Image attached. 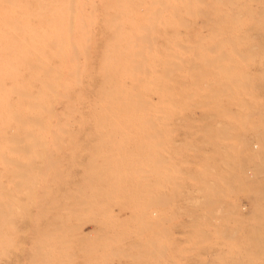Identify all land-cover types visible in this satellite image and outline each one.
Here are the masks:
<instances>
[{"label":"rangeland","instance_id":"obj_1","mask_svg":"<svg viewBox=\"0 0 264 264\" xmlns=\"http://www.w3.org/2000/svg\"><path fill=\"white\" fill-rule=\"evenodd\" d=\"M139 1L0 0V216H2L0 217V247L3 245V252L0 248V264H22L23 262V264H61V262L62 264L68 262V264H104L105 262L107 264H264V0H185V2L182 0L183 3L181 0H178L179 3L177 0ZM152 3L154 6L159 4L154 7ZM160 4L161 6H159ZM170 4L172 8L168 7ZM241 4L244 7L241 8ZM194 6L196 11L193 10ZM224 7L226 9L228 7V10ZM219 8L221 12L218 10ZM257 9L258 11H256ZM119 11L123 13H118ZM193 11L197 15L194 16ZM166 19L167 21H165ZM218 24H225L224 28ZM212 26L222 29L219 30L217 27L216 30ZM153 31L155 32L153 33ZM207 31L210 34L215 33L214 36L209 35ZM222 31L225 33L221 34ZM133 34L137 36L133 37ZM178 34L179 36H177ZM235 40L237 41L235 42ZM212 41L216 43L211 44ZM224 45L226 47L223 48ZM182 48L186 50L183 52ZM231 49H235V51L233 50L234 54ZM175 52H179L178 56ZM210 52H216V54L212 55ZM181 53L185 55L183 56ZM205 53L208 55L206 56ZM227 59H230V62ZM170 60H175V62ZM240 60L241 63H237ZM205 64L210 67L207 68ZM234 68V72L230 70ZM169 71H172L171 74ZM137 72L140 73L139 77H136ZM142 72L149 74V78L153 79L151 75L154 76L155 81L154 79L153 82L152 79L149 80V75L147 76L146 73L144 74L146 77L143 78ZM229 74L232 76L229 77ZM135 77L145 80L136 81ZM132 79H135V82ZM222 81L223 83H221ZM141 82L143 85L140 84ZM152 83L157 86V89ZM123 85L126 88L129 86L130 89L133 88L132 94H136L133 92L142 86L144 89L140 90L144 91L145 95V90L147 92L145 88L150 86L151 89H149L155 93L148 92L147 96H152L150 99L157 102H152L154 105L151 106V102L149 105L141 106L143 102L136 101L141 96L138 98H134V96V102L130 99L133 95L128 96L131 92L129 91V94L125 95V97L128 96L126 99H130L126 101L129 103L128 108L125 106L123 108L121 105L119 108L116 105L121 103L123 105L125 97L122 94L124 98L122 101L119 94L121 90H117V87L123 88ZM218 85H221L222 91ZM161 86H164L165 89H162ZM105 87L106 91L110 87L108 88L110 90L107 91L110 96H106L108 93L104 92ZM115 87L119 93L114 91ZM153 87L156 90L152 89ZM101 88L102 90H100ZM111 88L115 93L111 92ZM160 88L163 90L161 94ZM205 88L206 90H204ZM140 90L139 92H141ZM240 90H243V94ZM102 91L105 94L104 97L103 93L100 94ZM219 92L220 94H218ZM98 93L102 95V100ZM115 94H119L122 102L118 101L121 103L115 104L113 107V103L119 99ZM138 94L136 95L139 96ZM185 94L188 95L184 96ZM141 95L145 97L143 94ZM98 96L100 98L97 100ZM111 97L114 99L113 101ZM103 99L104 101L106 99L105 102L108 103L113 102L109 104L117 111H113L111 106H108L110 110L106 108L108 103L99 104L100 101L103 102ZM148 100L149 103L150 100ZM130 102L135 105L136 112H133L134 114L131 112L135 110L131 107ZM147 102L145 103L148 104ZM153 106L158 110L161 108L163 110L158 112L152 108ZM102 107L113 113L122 111V109L128 112L125 111L126 114L124 111L120 112L122 116L118 113L116 117L112 115L113 113H107L111 114L113 119L112 116L104 115L106 113L104 109V114H101L103 113ZM141 107L142 110H147L148 107V112L144 111L145 117L143 113V117L138 115ZM244 107L247 108L244 109ZM164 109L168 111L166 112ZM150 113L151 115L155 113L157 116L155 114L149 116ZM136 115L138 116L136 117ZM164 115L166 118L162 117ZM103 116H106L105 118L108 116L107 120ZM119 117H122L124 121ZM134 117L141 119L135 121ZM116 118H119L118 121ZM150 118L152 119L150 120ZM111 119L113 122L110 121ZM120 121L122 122L120 123ZM144 121L148 124L145 123L143 126L140 122L144 124ZM136 124L138 128H136ZM109 125H114V127ZM123 126L126 128V132ZM121 128L124 130H120ZM112 131L115 133L113 134ZM127 131L133 133L129 132L128 135ZM100 133H102L101 136ZM146 133L147 136H145ZM126 135L128 136L125 137ZM115 138L119 139L115 141ZM151 138L153 141L150 140ZM113 142L115 143L113 144ZM115 144L119 145L115 146ZM122 146L125 148L121 149ZM118 149L123 150L122 153ZM130 149L131 151L128 152ZM135 151L139 153L135 154ZM108 157L110 159L106 160ZM143 159L147 162H143L144 165L142 164ZM128 160L129 162H127ZM106 162L107 164H105ZM136 162L138 163L136 164ZM155 162L157 163L155 164ZM114 164L115 167H112ZM134 166L135 168H133ZM37 167L38 169H36ZM118 167L119 173L117 170V174H115ZM86 172L88 173L86 174ZM112 172L114 173L112 174ZM25 173L29 175H25ZM132 173L136 176H133ZM16 176H19L18 179ZM144 177L146 180L143 179ZM141 178L143 180H140ZM121 180L123 184H121ZM146 183H148L147 187L144 186ZM120 186L125 187L123 189ZM83 188L84 190H82ZM109 189L110 194L108 193ZM16 191H21L22 194L21 192L17 194ZM62 191L67 192L63 193ZM68 192L70 194L67 195ZM81 195H85L87 198ZM107 195L110 196L109 199H107ZM93 197L94 199H92ZM103 198H105V202L104 200L101 202ZM16 200L18 203L20 201V204H17ZM123 200L126 202H122ZM21 202H24V205ZM132 205L135 206L132 207ZM79 208L80 210H78ZM74 210L81 213L74 212ZM95 215L96 217H94ZM10 216L11 218H9ZM63 229L65 230L63 231ZM17 230L20 231L17 232ZM139 230L142 232L140 231V233ZM136 232H139L140 236L137 234L136 237ZM39 233L44 237L41 238ZM3 234L5 237L7 235L8 239L3 237ZM71 235L72 237H70ZM38 237L41 239L39 240ZM63 241L65 242L63 243ZM54 244L57 245L56 248ZM105 248L107 249L105 250ZM97 250L100 252L96 254ZM122 250L125 251L122 252ZM58 253L61 255L59 259ZM25 257L26 260H24ZM51 259L54 262L53 260L51 262ZM42 260L47 262L43 263Z\"/></svg>","mask_w":264,"mask_h":264},{"label":"bare ground","instance_id":"obj_2","mask_svg":"<svg viewBox=\"0 0 264 264\" xmlns=\"http://www.w3.org/2000/svg\"><path fill=\"white\" fill-rule=\"evenodd\" d=\"M140 1H141V0H140ZM140 1H139V2H140ZM165 1H166V0H165ZM175 1H176V0H175ZM181 1H182V0H181ZM207 1H208V0H207ZM211 1H213V0H211ZM129 2H131V1H129ZM151 2H154V1H151ZM169 2H170V1H168V3H169ZM173 2H174V1H173ZM177 2H178V0H177ZM177 2H176V3H177ZM184 2H185V0H184ZM205 2H206V1H205ZM256 2H257V1H256ZM170 3H171V2H170ZM174 3H175V2H174ZM178 3H179V2H178ZM182 3H183V1H182ZM208 3H209V2H208ZM217 3H219V2H217ZM249 3H250V2H249ZM131 4H132V3H131ZM152 4H153V3H152ZM155 4H156V3H155ZM158 4H159V3H157V5H158ZM194 4L197 5L196 3H194ZM212 4H213V3H212ZM214 4H215V3H214ZM132 5H133V4H132ZM157 5L154 6V4H153L154 7H157ZM165 5H166V4H165ZM174 5H175V4H174ZM185 5L188 7L187 4H185ZM191 5H192V4H191ZM198 5H199V4H198ZM221 5H222V4H221ZM233 5H234V4H233ZM235 5H236V4H235ZM241 5H242L241 8L244 7L243 4H241ZM246 5H247V4H246ZM250 5H251V4H250ZM261 5H262V3H261ZM127 6H128V4H127ZM159 6H161V4H160ZM199 6H200V5H199ZM217 6H218V5H217ZM252 6H253V5H252ZM256 6H257V4H256ZM263 6H264V4H263ZM118 7H119V5H118ZM129 7H130V5H129ZM168 7H171V4H170V6L168 5ZM222 7H223V6H222ZM225 7H226V6H225ZM225 7H224V8H225ZM254 7H255V5H254ZM112 8H113V7H112ZM159 8H160V7H159ZM171 8H172V7H171ZM190 8H192V7L190 6ZM198 8H199V7H198ZM213 8H214V5H213ZM216 8H217V7H216ZM229 8H230V7H229ZM233 8H234V7H233ZM238 8H240V7H238ZM245 8H246V6H245ZM255 8H256V7H255ZM119 9H120V8H119ZM121 9H123V8H121ZM222 9H223V8H222ZM225 9H226V8H225ZM225 9H224V10H225ZM230 9H231V8H230ZM116 10H117V9H116ZM127 10H128V9H127ZM157 10H159V9H157ZM163 10H164V9H163ZM166 10H167V9H166ZM173 10H174V9H173ZM175 10H176V9H175ZM175 10H174V11H175ZM191 10H192V9H191ZM193 10H195V6H194V9H193ZM201 10H202V9H201ZM204 10H205V9H204ZM218 10L220 11L221 9L219 8ZM226 10H228V7H227ZM235 10H236V9H235ZM238 10H240V9H238ZM245 10H246V9H245ZM117 11H118V10H117ZM128 11H129V10H128ZM161 11H162V10H161ZM161 11H160V12H161ZM177 11H178V10H177ZM195 11H196V10H195ZM205 11H206V10H205ZM219 11H218V12H219ZM231 11H232V10H231ZM254 11H255V10H254ZM256 11H258V9H257ZM115 12H116V11H115ZM120 12H122V11H119L118 13H120ZM158 12H159V11H158ZM178 12H179V11H178ZM185 12H186V11H185ZM190 12H191V11H190ZM193 12H194V11H193ZM220 12H221V11H220ZM118 13H117V14H118ZM122 13H123V12H122ZM122 13H121V14H122ZM129 13H130V12H129ZM132 13H133V12H132ZM161 13H162V12H161ZM167 13H168V12H167ZM170 13H171V12H170ZM181 13H182V12H181ZM181 13H180V14H181ZM186 13H187V12H186ZM223 13H224V12H223ZM225 13H226V12H225ZM234 13H235V12H234ZM236 13H237V12H236ZM241 13H242V12H241ZM241 13H240V14H241ZM130 14H131V13H130ZM165 14H166V12L164 13V15H165ZM172 14H173V12H172ZM174 14H175V13H174ZM177 14H178V13H177ZM193 14H194V16H195L196 13L194 12ZM231 14H233V13H231ZM240 14H239V15H240ZM250 14H251V13H250ZM114 15H115V14H114ZM162 15H163V14H162ZM162 15H161V16H162ZM181 15H182V14H181ZM187 15H189V14H187ZM196 15H197V14H196ZM199 15H200V14H199ZM215 15H216V14H215ZM217 15H218V14H217ZM233 15H235V14H233ZM241 15H242V14H241ZM256 15H257V14H256ZM256 15H255V16H256ZM258 15H259V13H258ZM161 16H160V18H161ZM178 16H180V15H178ZM201 16H203V15H201ZM223 16H224V15H223ZM223 16H222V17H223ZM228 16H229V15H228ZM244 16H245V15H244ZM255 16H254V17H255ZM172 17H175V16L172 15ZM172 17H171V18H172ZM176 17H177V15H176ZM192 17H193V16H192ZM199 17H200V16H199ZM204 17H205V16H204ZM230 17H231V15H230ZM233 17H234V16H233ZM241 17H242V16H241ZM257 17H258V16H257ZM213 18H214V17H213ZM217 18H218V16H217ZM249 18H251V17H249ZM144 19H145V18H144ZM144 19H143V20H144ZM149 19H150V18H149ZM151 19H155V18H151ZM163 19H164V18H163ZM169 19H170V18H169ZM182 19H183V18H182ZM185 19H186V17H185ZM189 19H190V18H189ZM189 19H187V20H189ZM198 19H199V18H198ZM224 19H226L225 16H224ZM229 19H231V18H229ZM253 19H254V18H253ZM258 19H259V18H258ZM263 19H264V17H263ZM113 20H114V17H113ZM158 20H159V19H158ZM175 20H176V19H175ZM250 20H252V18H251ZM250 20H249V21H250ZM156 21H157V20H156ZM160 21H161V20H160ZM163 21H164V20H163ZM163 21H162V23H164L165 21H167V19H166L164 22H163ZM171 21H172V19H171ZM176 21H177V20H176ZM197 21H198V20H197ZM197 21H196V22H197ZM214 21H215V20H214ZM234 21H235V20H234ZM243 21H244V20H243ZM262 21H263V20H262ZM115 22H116V21H115ZM145 22H146V21H145ZM152 22H153V21H152ZM177 22H178V21H177ZM203 22H204L203 24H205V21H203ZM211 22H212V21H211ZM244 22H245V21H244ZM244 22H243V23H244ZM256 22H257V20H256ZM111 23H112V22H111ZM148 23H149V21H148ZM148 23H147V24H148ZM158 23H160V22L158 21ZM172 23H173V22H172ZM172 23H171V26H173ZM178 23H179V22H178ZM187 23L191 24L190 22H187ZM212 23H214V22H212ZM212 23H210V24H212ZM227 23H228V22H227ZM229 23H230V22H229ZM239 23H240V22H239ZM249 23H250V22H249ZM118 24H119V23H118ZM133 24H134V23H133ZM147 24H146V25H147ZM160 24H161V23H160ZM160 24H159V25H160ZM173 24H175V23H173ZM180 24H181V23H180ZM198 24H199V23H198ZM208 24H209V23H208ZM208 24H207V25H208ZM231 24H232V21H231ZM244 24H245V23H244ZM256 24H257V23H256ZM112 25H113V24H112ZM114 25H115V24H114ZM143 25H145V24H143ZM163 25H164V24H163ZM191 25H192V24H191ZM212 25H213V24H212ZM214 25H215V24H214ZM216 25H217V24H216ZM218 25H220V24H218ZM221 25H222V24H221ZM221 25H220V26H221ZM223 25H225V24H223ZM223 25H222V27L224 28ZM150 26H151V24H150ZM150 26H149V27H150ZM167 26H168V25H167ZM171 26H170V27H171ZM178 26H179V25H178ZM183 26H184V25H183ZM195 26H196V25H195ZM195 26H194V27H195ZM233 26H234V25H233ZM111 27H112V26H111ZM114 27H115V26H114ZM164 27H166V26H164ZM181 27H182V26H181ZM202 27H203V26H202ZM207 27H208V26H207ZM212 27H214V29H216L218 26H212ZM236 27H237V26H236ZM152 28H153V27H152ZM157 28H158V27H157ZM166 28H167V27H166ZM176 28H178V27H176ZM187 28H188V26H187ZM199 28H201V27L199 26ZM220 28H221V27H220ZM220 28L218 27L219 30H220ZM226 28H227V25H226ZM228 28H230V27H228ZM240 28H242V27H240ZM252 28H253V29H256L255 27H252ZM142 29H143V28H142ZM174 29H175V28H174ZM174 29H173V30H174ZM185 29H186V28H185ZM202 29H203V28H202ZM214 29H213V30H214ZM221 29H222V28H221ZM231 29H232V28H231ZM235 29H236V28H235ZM250 29H251V28H250ZM152 30H153V29H152ZM154 30H155V29H154ZM196 30H197V29H196ZM196 30H195V31H196ZM199 30H200V29H199ZM199 30H198V31H199ZM216 30H217V29H216ZM238 30H239V29H238ZM135 31H138V30H135ZM140 31H141V29H140ZM156 31H157V30H156ZM179 31H180V30H179ZM208 31H211V30H208ZM208 31H207V33H208ZM224 31H225V30H224ZM227 31H228V30H227ZM235 31H236V30H235ZM239 31H240V30H239ZM133 32H134V31H133ZM150 32H151V31H150ZM154 32H155V31H153V33H154ZM183 32H184V31H183ZM220 32H221V31H220ZM240 32H241V31H240ZM240 32H239V33H240ZM252 32H253V31H252ZM141 33H142V32H141ZM218 33H219V32H218ZM224 33H225V32H224ZM224 33H223V31H222L221 34H224ZM230 33H231V32H230ZM236 33H237V31H236ZM157 34H158V32H157ZM203 34H204V33H203ZM205 34H206V33H205ZM208 34L211 35L212 33H211V34L208 33ZM213 34H215V33H213ZM213 34H212V35H213ZM216 34H217V33H216ZM234 34H235V33H234ZM133 35H134V34H133ZM140 35H142V34H140ZM140 35H139V36H140ZM153 35H154V34H153ZM155 35H156V34H155ZM173 35H175V34H173ZM198 35H199V34H198ZM236 35H237V34H236ZM238 35H239V34H238ZM136 36H137V35H136ZM136 36L134 35L133 37H136ZM157 36H158V35H157ZM160 36H161V35H160ZM162 36H163V35H162ZM177 36H179V34H178ZM180 36H182V35H180ZM187 36H188V35H187ZM213 36H214V35H213ZM218 36H219V35H218ZM220 36H223V35H220ZM228 36H229V35H227V37H228ZM234 36H235V35H234ZM242 36H243V35H242ZM242 36H241V37H242ZM147 37H148V36H147ZM172 37H173V36H172ZM194 37H195V36H194ZM199 37H200V36H199ZM208 37H209V36H208ZM241 37H240V38H241ZM143 38H144V37H143ZM209 38H210V37H209ZM209 38H208V39H209ZM217 38H219V37H217ZM217 38H216V39H217ZM229 38H230V36H229ZM152 39H153V38H152ZM176 39H177V38H176ZM194 39H195V38H194ZM205 39H206V38H205ZM210 39L212 40V38H210ZM210 39H209V40H210ZM241 39H242V38H241ZM213 40H215V39H213ZM221 40H222V39H221ZM221 40H220V41H221ZM248 40H249V39H248ZM176 41H178V40H176ZM181 41H182V40H181ZM194 41H195V40H194ZM236 41H237V40H235V42H236ZM252 41H253V39H252ZM262 41H263V40H262ZM173 42H175V41H173ZM178 42H180V41H178ZM214 42H215V41H214ZM214 42L212 41L211 44L214 43ZM218 42H219V41H218ZM222 42H223V41H222ZM263 42H264V41H263ZM176 43H177V42H176ZM176 43H175V44H176ZM183 43H184V42H183ZM188 43H189V42H188ZM196 43H197V41H196ZM215 43H216V42H215ZM175 44H174V46H175ZM180 44H182V43H180ZM191 44H192V43H191ZM200 44H201V42H200ZM235 44H237V43H235ZM243 44H245V43H243ZM176 45H177V44H176ZM201 45H203V44H201ZM232 45H233V44H232ZM237 45L239 46V44H237ZM148 46H149V45H148ZM181 46H182V45H181ZM198 46L200 47V45H198ZM208 46H209V44H208ZM240 46H241V45H240ZM245 46H246V45H245ZM144 47H147V46L144 45ZM178 47H179V46H178ZM199 47H198V48H199ZM222 47L224 48V47H226V46L224 45V46H222ZM148 48H149V47H148ZM198 48H197V49H198ZM200 48H201V47H200ZM200 48H199V49H200ZM231 48H232V47H231ZM236 48H237V47H236ZM142 49H143V48H142ZM170 49H171V48H170ZM176 49H177V48H176ZM179 49H181V48H179ZM199 49H198V50H199ZM213 49H214V48H213ZM219 49H220V48H219ZM225 49H226V48H225ZM148 50H149V49H148ZM171 50H173V49H171ZM174 50H175V49H174ZM183 50H186V49L182 48V51H183ZM228 50H229V49H228ZM228 50H227V51H228ZM233 50L235 51V49H233ZM233 50L231 49V51H233ZM261 50H262V49H261ZM179 51L182 52L181 50H179ZM214 51H215V50H214ZM217 51H218V49H217ZM220 51H221V50H220ZM234 51L232 52L233 54H234ZM183 52H184V51H183ZM196 52H197V51H196ZM205 52H206V51H205ZM212 52H213V51H212ZM223 52H224V51H223ZM245 52H246V51H245ZM173 53H174V52H173ZM175 53H176V52H175ZM191 53H192V51H191ZM191 53H190V54H191ZM201 53H202V52H201ZM207 53H208V52H207ZM210 53H211V52H210ZM214 53L216 54V52H214ZM214 53H211V54L213 55ZM226 53L228 54V52H226ZM242 53H244V52H242ZM242 53H241V54H242ZM176 54H177V56H178L179 52L176 53ZM181 54H182V53H181ZM181 54H180V56H181ZM192 54H193V53H192ZM202 54H203V53H202ZM205 54H206V53H205ZM205 54H204V55H205ZM217 54H218V53H217ZM249 54H250V53H249ZM172 55H173V54H172ZM174 55H175V54H174ZM182 55H183V54H182ZM184 55H185V54H184ZM184 55H183V56H184ZM193 55H194V54H193ZM207 55H208V54H206V56H207ZM229 55H230V54H229ZM243 55H244V54H243ZM170 56H171V55H170ZM189 56H190V55H189ZM194 56H195V55H194ZM214 56H215V55H214ZM224 56H225V55H224ZM171 57H172V56H171ZM185 57H186V56H185ZM197 57H198V56H197ZM209 57H210V56H209ZM232 57H233V56H232ZM234 57H235V56H234ZM238 57H239V56H238ZM240 57H241V56H240ZM244 57H245V56H244ZM260 57H261V56H260ZM174 58H176V57H174ZM180 58H182V57H180ZM180 58H178V59H180ZM190 58H191V57H190ZM210 58H211V57H210ZM235 58H236V57H235ZM176 59H177V58H176ZM197 59H199V58H197ZM186 60H187V59H186ZM202 60H203V59H202ZM227 60H228V62H230V61H229L230 59H227ZM235 60H236V59H235ZM143 61H144V60H143ZM143 61H142V62H143ZM170 61H174V62H175V60H170ZM236 61H237V60H236ZM236 61H235V62H236ZM248 61H249V60H248ZM260 61H261V60H260ZM174 62H173V63H174ZM185 62H186V61H185ZM216 62H217V61H216ZM233 62H234V61H233ZM239 62L241 63V60L238 61L237 63H239ZM242 62H243V61H242ZM169 63H171V62H169ZM173 63H172V64H173ZM179 63H180V62H179ZM186 63H187V62H186ZM197 63H198V62H197ZM177 64H178V63H177ZM207 64H208V63H207ZM215 64H216V63H215ZM219 64H220V63H219ZM228 64H229V63H228ZM253 64H254V63H253ZM168 65H169V64H168ZM170 65H171V64H170ZM180 65H182V64H180ZM183 65H184V64H183ZM198 65H199V64H198ZM199 66H200V65H199ZM205 66H206V64H205ZM212 66H213V65H212ZM219 66H220V65H219ZM226 66H227V65H226ZM228 66H229V65H228ZM231 66H233V65L231 64ZM234 66H236V65H234ZM242 66H243V65H242ZM245 66H246V64H245ZM250 66H251V65H250ZM171 67H172V66H171ZM180 67H181V66H180ZM183 67H184V66H183ZM206 67H207V66H206ZM208 67H210V66H208ZM208 67H207V68H208ZM214 67H215V66H214ZM216 67H217V66H216ZM224 67H225V65H224ZM239 67H240V66H239ZM212 68H213V67H212ZM229 68H230V67H229ZM232 68H233V67H232ZM248 68H249V67H248ZM174 69H175V68H174ZM180 69H181V68H180ZM180 69H179V70H180ZM182 69H183V68H182ZM186 69H187V68H186ZM186 69H185V70H186ZM214 69H215V68H214ZM227 69H228V68H227ZM236 69H237V68H236ZM245 69H246V68H245ZM261 69H262V68H261ZM199 70H200V69H199ZM208 70H209V69H208ZM216 70H217V69H216ZM230 70H233V72H234L235 68H234V69H230ZM239 70H241V69H239ZM239 70H238V72H239V74H240V71H239ZM247 70H248V69H247ZM144 71L147 72V70H144ZM148 71H149V70H148ZM164 71H166V70H164ZM202 71H203V70H202ZM146 72H145V73H146ZM152 72H153V71H152ZM166 72H167V71H166ZM169 72H170V71H169ZM171 72H172V71H171ZM171 72H170V74H171ZM181 72H183V71H181ZM204 72H206V70H204ZM223 72H224V71H223ZM225 72H226V71H225ZM228 72L230 73L231 71H228ZM228 72H227V73H228ZM249 72H250V70H249ZM145 73H144V74H145ZM244 73H245V72H244ZM138 74H140V73L137 72V76H136V75H134V76L139 77ZM141 74H143V72H142ZM144 74H143V78H144V76L146 77L147 73H146V75H144ZM260 74H261V73H260ZM148 75H149V74H148ZM148 75H147V76H148ZM173 75H174V74H173ZM187 75H188V74H187ZM227 75H228V74H227ZM234 75H235V73H234ZM240 75H241V74H240ZM257 75H258V74H257ZM161 76H162V75H161ZM230 76H232V75L229 74V77H230ZM136 77H135V79H136ZM149 77H150V75L148 76V78H149ZM151 77H153V79H154V76L151 75ZM163 77H164V75H163ZM180 77H182V76H180ZM180 77H179V78H180ZM238 77H239V75H238ZM240 77H241V76H240ZM148 78H147V79H148ZM164 78H165V77H164ZM182 78H183V77H182ZM191 78H192V77H191ZM235 78H237V77H235ZM253 78H254V77H253ZM135 79H134V80L132 79V80L135 82ZM150 79H152V78H149V80H150ZM153 79H152V82H153ZM213 79H214V78H213ZM227 79H228V78H227ZM227 79H226V80H227ZM237 79H238V78H237ZM137 80H141V79L138 78V79H136V81H137ZM142 80H145V79H142ZM142 80H141V81H142ZM167 80H168V79H167ZM219 80H220V79H219ZM242 80H243V79H242ZM154 81H155V79H154ZM163 81H164V79H163ZM170 81H171V79H170ZM174 81H176V80H174ZM177 81H178V80H177ZM215 81H216V80H215ZM223 81H225V80H223ZM223 81H222L221 83H223ZM257 81H258V80H257ZM139 82H140V81H139ZM144 82L146 83V81H144ZM147 82H148V81H147ZM165 82H166V79H165ZM192 82H193V81H192ZM228 82H229V81H228ZM230 82H231V80H230ZM230 82H229V83H230ZM234 82H235V81H234ZM238 82H240V81H238ZM244 82H245V81H244ZM247 82H248V81H247ZM150 83H151V81H150ZM158 83H159V82H158ZM172 83H173V82H172ZM186 83H187V82H186ZM203 83H204V82H203ZM213 83H214V82H213ZM250 83H251V82H250ZM250 83H249V85H250ZM140 84H142V82H141ZM147 84H149V83H147ZM159 84H161V83H159ZM159 84H158V85H159ZM162 84H163V83H162ZM176 84H177V83H176ZM217 84H218V83H217ZM236 84H237V83H236ZM242 84H243V83H242ZM136 85H138V84H136ZM142 85H143V84H142ZM144 85H145V84H144ZM152 85H155V84L152 83ZM169 85H170V83H169ZM169 85H168V86H169ZM178 85H179V84H178ZM188 85H189V84H188ZM224 85H225V84H224ZM227 85H228V83H227ZM230 85H231V84H230ZM121 86H122V85H121ZM138 86H140V85H138ZM146 86H147V85H146ZM148 86H149V85H148ZM155 86H156V85H155ZM155 86H154V87H155ZM172 86H173V85H172ZM204 86H206V85H204ZM216 86H217V85H216ZM218 86H219V85H218ZM220 86H221V85H220ZM220 86H219V89H220ZM245 86H246V85H245ZM113 87H114V86H113ZM154 87H153L152 89L156 90V89H157V86H156V89H155ZM158 87H159V86H158ZM162 87H163V88H162ZM176 87H177V86H176ZM207 87H208V86H207ZM222 87H223V85H222ZM242 87H243V86H242ZM108 88H110V87H108ZM108 88H107V91L110 90V89H108ZM119 88H120V89H119ZM119 88L117 87V90H119V91L121 90V93H119V92L116 90V87L114 88V91H117V92L121 95V100H122V101H123V99H124L123 97H125V95H127V93L129 94V91H131L130 94L128 95V96L133 95V96H131L132 98L130 97L131 100H133V101L135 100V99H133L134 96H135L134 98H136V97L138 98V97L141 96L140 99L138 98V99L136 100V101L139 102V103H140V102H141V103H142V102L144 103V104L142 103L141 106H143V105H144V106H145V105H149L150 102H151V104H150V106H151V105H154V104H152V102H157V101H152V100L150 99V97H152V96H149V95L147 96V93H148V92H153V91L150 90V89H151L150 86H149L150 89H149V88H145V89H147V92H146V90H145L146 95L144 94V91L142 92V91L140 90V89H142V86H141V88H140V87H137V88H140V89H138V90L135 88L136 91L133 92V93L138 94V92H139V90H140L141 92H139V94H138L139 96H137L136 94H132V91H134V90H132L133 88L130 89V86H129L128 88H126V87H124V85H123V88L127 89L128 92H127V90L125 91L122 87H119ZM161 88H162V89H165L164 86H161ZM161 88H160V89H161ZM173 88H174V87H173ZM173 88H172V89H173ZM240 88H241V87H240ZM143 89H144V88H143ZM143 89H142V90H143ZM158 89H159V88H158ZM162 89H161L160 94L163 93V92H162V91H163ZM172 89H171V90H172ZM185 89H187V88H185ZM100 90H102V88H101ZM103 90H104V92L108 93V92L106 91V87H105V89H103ZM111 90H112V88H111ZM148 90H150V91H148ZM194 90H195V89H194ZM204 90H206V88H205ZM220 90L222 91V89H220ZM233 90H234V89H233ZM236 90H237V89H236ZM238 90H239V89H238ZM247 90H248V88H247ZM114 91L112 90L111 92H114ZM124 91H125L126 93H125ZM167 91H168V90H167ZM210 91H211V90H210ZM214 91H215V89H214ZM214 91H212V92H214ZM216 91H218V90H216ZM221 91H220V92H221ZM223 91H224V90H223ZM227 91H228V90H227ZM240 91H241V94H243V93H242L243 90H240ZM252 91H254V90H252ZM111 92H110V93H111ZM169 92H170V91H169ZM182 92H183V91H182ZM190 92H191V91H190ZM208 92H209V91H208ZM220 92H219L218 94H220ZM224 92H225V91H224ZM234 92H235V91H234ZM244 92H246V91H244ZM94 93H96V92H94ZM102 93H103V91H102L100 94H102ZM114 93H115V92H114ZM124 93H125V94H124ZM153 93H155V92H153ZM156 93L158 94L159 92H156ZM165 93H166V92H165ZM226 93H227V92H226ZM238 93H239V92H238ZM247 93H248V92H247ZM98 94H99V93H98ZM100 94H99V96L101 97L102 95H100ZM112 94H113V93H112ZM119 94H117V95L115 94V95H116V98H117V97L119 98V99L117 98L118 100L116 101V103L109 102V103H113V104H114L113 107H115V104H119V103L122 102V101L120 100ZM122 94L124 95L123 97H122ZM141 94H143L145 97H142ZM151 94H152V93H151ZM167 94H168V92H167ZM167 94H165V95H167ZM170 94H171V93H170ZM170 94H169V95H170ZM244 94H245V93H244ZM95 95H96V94H95ZM104 95H105V94L103 93V97H104ZM108 95H109V93L106 94V96H108ZM180 95H182V94H180ZM187 95H188V94H187ZM187 95L185 94L184 96H187ZM223 95H224V93H223ZM231 95H232V94H231ZM235 95H238V94L235 93ZM253 95H254V93H253ZM80 96H81L80 98H82V95H80ZM99 96H98V98H96L97 100L100 98ZM109 96H110V95H109ZM128 96L125 97V99H124L125 101H123V102H124L123 105H122V103H121V104L116 105V106L120 108V105H121V107H123V108H124V106H125V108H126V107L128 108V104H129V103L126 102L127 100H130V99H126V98H128ZM158 96H159V95H158ZM170 96H171V95H170ZM173 96H174V94H173ZM177 96H178V95H177ZM197 96H198V95H197ZM203 96H204V95H203ZM224 96H225V95H224ZM241 96H242V95H241ZM112 97H114V96H112ZM112 97H111V98H112ZM148 97H149V98H148ZM160 97H161V96H160ZM162 97H163V95H162ZM164 97H165V96H164ZM167 97H168V96H167ZM171 97H172V96H171ZM171 97H170V98H171ZM228 97H229V95H228ZM231 97H232V96H231ZM235 97H236V96H235ZM92 98H93V95H92ZM106 98H108V97H106ZM116 98H115V100H116ZM145 98H146V99H145ZM147 98H148L150 101H149ZM172 98H173V97H172ZM194 98H195V97H194ZM199 98H200V96H199ZM213 98H214V97H213ZM213 98H212V99H213ZM236 98H237V97H236ZM236 98H235V99H236ZM241 98H242V97H241ZM93 99H94V98H93ZM158 99H159V98H158ZM160 99H161V98H160ZM160 99H159V100H160ZM204 99H205V98H204ZM209 99H210V98H209ZM214 99H215V98H214ZM217 99H219V98H217ZM238 99H239V98H238ZM245 99H246V98H245ZM250 99H251V98H250ZM250 99H249V101H250ZM254 99H255V98H254ZM258 99H259V98H258ZM100 100H102V97L100 98ZM108 100H110V98H108ZM113 100H114V99L112 98V101H113ZM143 100H144L145 102H147V100H148L149 103L147 102L148 104H146ZM156 100H157V98H156ZM164 100H165V99H164ZM168 100H169V99H168ZM168 100H167V101H168ZM170 100H171V99H170ZM241 100H242V99H241ZM105 101H107V100L105 99ZM105 101H104V99H103V102L100 101L99 104H103ZM118 101H121V102H118ZM133 101H131V102H133ZM165 101H166V100H165ZM165 101H164V102H165ZM188 101H190V100H188ZM201 101H202V100H201ZM208 101H209V100H208ZM213 101H214V100H213ZM230 101H231V100H230ZM238 101H239V100H238ZM246 101H248V100H246ZM117 102H118V103H117ZM128 102H129V101H128ZM131 102H130V103H131ZM134 102H135V101H134ZM170 102H171V101H170ZM210 102H212V101H210ZM222 102H223V101H222ZM232 102H233V100H232ZM256 102H257V101H256ZM106 103H108V102H105V104H106ZM109 103L106 104V108H108V106H109V107L111 106V109H112L113 107H112V105L109 104ZM125 103H126V105H124ZM158 103H159V102H158ZM177 103H178V102H177ZM214 103H215V102H214ZM234 103H235V102H234ZM236 103H237V101H236ZM80 104H81V103H80ZM93 104H94V103H93ZM95 104H96L95 106H97V103H95ZM99 104H98V105H99ZM105 104H104V105H105ZM131 104L133 105V106L131 105V107L134 108L135 105H134L133 103H131ZM155 104H156V103H155ZM205 104H206V103H205ZM227 104H228V103H227ZM231 104H232V103H231ZM156 105H158V104H156ZM161 105H162V102H161ZM179 105H180V104H179ZM212 105H213V104H212ZM90 106H91V104H90ZM99 106H100V105H99ZM101 106H102V105H101ZM129 106H130V105H129ZM163 106H164V104H163ZM163 106H162V107H163ZM103 107H105V106H103ZM103 107H102V109H101L102 112H103V109H104ZM157 107H158V106H157ZM93 108H94V106H93ZM96 108H97V107H96ZM99 108H101V107H99ZM99 108H98V109H99ZM129 108H130V107H129ZM133 108H131V109H133ZM143 108H144V107H143ZM152 108H155V109H156V107H154V106H153ZM152 108H151V109H152ZM172 108H174V107L172 106ZM175 108H176V107H175ZM177 108H178V110H179V107H177ZM205 108H207V107L205 106ZM215 108H216V107H215ZM222 108H223V107H222ZM228 108H229V107H228ZM246 108H247V107H246ZM246 108L244 107V109H246ZM94 109H95V108H94ZM108 109L110 110V108H108ZM108 109H106V110L104 109V111H106V113L104 114V112H103V113H101V114L109 115V116L115 115V117H116V115H117L118 113L120 114V112L123 113V111H124V114H126V113L128 112V111L122 109V111H121V110H120V111L118 110L119 112H117V113H113L112 111H109V112H108V111H107ZM114 109H115V108H113V111H117V110H114ZM116 109H117V108H116ZM140 109H141V110H140ZM140 109H139L140 112L138 111L140 114H138V115L141 117V116H142V113H143V116L145 117L146 114L144 115V111H145V112H146V111L148 112V107H147V110H146V109H145V110H144V109L142 110V107H141ZM151 109H150V110H151ZM159 109H160V108H159ZM161 109H162V108H161ZM161 109H160V110H161ZM167 109H168V108H167ZM212 109H213V108H212ZM96 110H97V109H96ZM134 110H135V111H131V112H132V113H133V112L135 113V112H136V109L134 108ZM137 110H138V109H137ZM150 110H149V111H150ZM152 110H153V109H152ZM156 110H158V109H156ZM160 110H158V112H160ZM162 110H163V109H162ZM164 110H166V109H164ZM170 110H171V109H170ZM99 111H100V110H99ZM125 111H126V113H125ZM154 111H155V110H154ZM167 111H168V110H166V112H167ZM222 111H223V110H222ZM246 111H247V110H246ZM152 112H153V111H152ZM156 112H157V111H156ZM244 112H245V111H244ZM244 112H243V113H244ZM97 113H98V112H97ZM99 113H100V112H99ZM107 113H111V114L113 113V114L111 115V114H107ZM134 113H133V114H134ZM246 113H247V112H246ZM89 114H90V113H89ZM101 114H100V115H101ZM124 114H123V115H124ZM147 114H148V113H147ZM153 114H155V113H153ZM153 114H152V115H153ZM92 115H93V114H92ZM120 115H121V114H120ZM120 115H119V116H120ZM130 115H131V113H130ZM138 115H136V117H137ZM152 115H151V113L149 114V116H152ZM155 115H156V114H155ZM155 115H154V116H155ZM234 115H235V114H234ZM117 116H118V115H117ZM121 116H122V115H121ZM143 116H142V117H143ZM154 116H153V118L155 119ZM156 116H157V115H156ZM169 116H170V114L168 115V117H169ZM79 117H80V116H79ZM98 117H99V116H98ZM98 117H96V118H98ZM103 117H104V116H103ZM103 117H102V118H103ZM105 117H106V116H105ZM105 117H104V119L107 120L108 116H107V118H105ZM140 117H139V118H140ZM158 117H159V116H158ZM162 117H165V118H166L165 115L162 116ZM102 118H101V119H102ZM110 118H111V117H110ZM112 118H113V116H112ZM119 118H120V117H119ZM119 118H118V119H119ZM121 118H122V117H121ZM121 118H120V119H121ZM124 118H125V117H124ZM130 118H131V117H130ZM132 118H133V117H132ZM132 118H131V119H132ZM134 118H135V117H134ZM139 118H137V119L135 118V121L138 120ZM148 118H149V117H148ZM156 118H157V117H156ZM159 118H160V117H159ZM77 119H78V118H77ZM113 119H114V118H113ZM113 119H111L110 121L113 122ZM118 119L116 118L117 121H118ZM140 119H141V118H140ZM140 119H139V120H140ZM142 119H144V118H142ZM145 119H146V118H145ZM151 119H152V118H150V120H151ZM157 119H158V118H157ZM161 119H162V118H161ZM121 120H123V118H122ZM127 120L129 121V119H127ZM81 121H82V120H81ZM81 121H79V122H81ZM123 121H124V120H123ZM131 121H132V120H131ZM147 121H148V119H147ZM156 121H158V120H156ZM115 122H116V121H115ZM121 122H122V121H120V123H121ZM126 122H127V121H126ZM126 122H124V123H126ZM77 123H78V122H77ZM116 123H117V122H116ZM116 123H115V124H116ZM118 123H119V122H118ZM124 123H123V125H124ZM145 123H147V122L144 121V124H143L142 122H140V124H142L143 126L145 125ZM148 123H149V121H148ZM148 123H147V124H148ZM150 123H151V122H150ZM153 123H154V122H152L151 124H153ZM155 123H156V122H155ZM134 124H135V123H134ZM134 124H133V125H134ZM117 125H118V124H117ZM121 125H122V124H121ZM154 125H156V124H154ZM93 126H94V125H93ZM96 126H97V125H96ZM98 126H99V125H98ZM104 126H105V125H104ZM109 126L114 127V125H113V126H112V125H109ZM134 126H135V125H134ZM140 126H141V125H140ZM151 126H152V125H150V128H151ZM105 127H106V126H105ZM111 127H110V129H111ZM121 127H122V126H121ZM123 127H124V126H123ZM102 128H104V127H102ZM102 128H100V129H102ZM106 128H109V127L107 126ZM115 128H116V125H115ZM119 128H120V127H119ZM119 128H118V129H119ZM127 128H128V127H127ZM136 128H138V127H137V124H136ZM140 128H141V127H140ZM146 128H147V127H146ZM150 128H149V129H150ZM157 128H158V127H157ZM157 128H156V129H157ZM100 129H99V130H100ZM104 129H105V128H104ZM104 129H103V131H104ZM118 129H117V131H119ZM122 129H123V128H121L120 130H122ZM124 129H125V132H126V128H125V127H124ZM124 129H123V130H124ZM129 129H130V128H129ZM143 129H144V128H143ZM89 130H90V129H89ZM97 130H98V129H97ZM108 130H109V129H108ZM115 130H116V129H115ZM127 130H128V129H127ZM146 130H147V129H146ZM151 130H153V129L151 128ZM154 130H155V127H154ZM94 131H95V130H94ZM101 131H102V130H101ZM105 131H106V129H105ZM113 131H114V130H113ZM113 131H112V132H113ZM117 131H116V132H117ZM137 131H138V130H137ZM144 131H145V130H144ZM155 131H157V130H155ZM89 132H90V131H89ZM95 132H96V131H95ZM122 132H123V131H122ZM129 132H130V131H129ZM129 132L127 131L126 134H128ZM90 133H91V132H90ZM107 133H108V132H107ZM114 133H115V132H113V134H114ZM130 133H133V132H130ZM153 133H154V132H153ZM157 133H158V131H157ZM93 134H95V133H93ZM96 134H97V133H96ZM101 134H102V133H100V136H101ZM103 134H105V133H103ZM109 134H110V133H109ZM111 134H112V133H111ZM113 134H112V135H113ZM118 134H119V133H118ZM118 134H117V137H118ZM122 134H123V133H122ZM155 134H156V132H155ZM155 134H154V135H155ZM106 135H107V134H106ZM128 135H129V134H128ZM128 135H126L125 137H127ZM150 135H151V133H150ZM85 136H86V135H85ZM136 136H137V132H136ZM145 136H147V133H146ZM145 136H144V138H146ZM148 136H149V135H148ZM151 136H152V135H151ZM156 136H157V134H156ZM156 136H155V137H156ZM86 137H87V136H86ZM92 137H93V136H92ZM92 137H91V139H92ZM108 137H110V136L108 135ZM120 137H121V136H120ZM130 137L132 138V136H130ZM137 137H138V136H137ZM87 138H88V137H87ZM89 138H90V137H89ZM112 138H114V137L112 136ZM128 138H129V137H128ZM135 138H136V137H135ZM144 138H143V139H144ZM94 139H95V138H94ZM100 139H101V138H100ZM104 139H105V136H104L103 140H104ZM108 139H109V138H108ZM118 139H119V138H117V140H118ZM140 139H141V138H140ZM143 139H142V140H143ZM153 139H155V138H153ZM156 139H157V138H156ZM103 140H102V141H103ZM109 140H111V139H109ZM109 140H108V141H109ZM112 140H113V139H112ZM114 140L117 141L116 138H115ZM122 140H123V138H122ZM125 140H126V138H125ZM129 140H130V139H129ZM134 140H135V139H134ZM146 140H147V139H146ZM148 140H149V139H148ZM148 140H147V141H148ZM150 140H152V138H151ZM93 141H94V140H93ZM97 141L99 142V140H97ZM97 141H96V142H97ZM120 141H121V140H120ZM131 141H132V140H131ZM152 141H153V140H152ZM90 142H92V141L90 140ZM110 142H111V141H110ZM121 142H122V141H121ZM121 142H120V143H121ZM144 142H145V141H144ZM79 143H80V142H79ZM79 143H78V144H79ZM100 143H101V142H100ZM114 143H115V142H113V144H114ZM117 143H118V142H117ZM120 143H119V144H120ZM129 143H130V142H129ZM138 143H139V142H138ZM146 143H147V142H146ZM154 143H155V142H154ZM154 143H153V144H154ZM96 144H97V143H96ZM96 144H95V145H96ZM104 144H105V143H104ZM104 144H103V145H104ZM119 144H117V145L115 144V146H118ZM122 144H123V142H122ZM127 144H128V143H127ZM130 144H132V143H130ZM133 144H134V143H133ZM133 144H132V145H133ZM80 145H81V144H80ZM103 145H101V146L103 147ZM128 145H129V144H128ZM136 145H137V144H136ZM138 145H139V144H138ZM142 145H143V144H142ZM149 145H150V144H149ZM154 145H155V144H154ZM78 146H79V145H78ZM90 146H92V145H90ZM150 146H151V145H150ZM108 147H109V146H108ZM110 147H111V146H110ZM123 147H124V146H122L121 149H123ZM137 147H138V146H137ZM139 147H140V145H139ZM151 147H152V146H151ZM156 147H158V146H156ZM91 148H92V147H91ZM105 148H106V147H105ZM112 148H113V147H112ZM115 148H116V147H115ZM119 148H120V147H119ZM124 148H125V147H124ZM133 148H134V147H133ZM135 148H136V147H135ZM135 148H134V149H135ZM142 148H143V146L141 147V150H142ZM82 149H83V148H82ZM88 149H89V148H88ZM101 149H102V148H101ZM101 149H100V150H101ZM107 149H108V148H107ZM109 149H110V148H109ZM85 150H86V149H85ZM111 150H112V149H111ZM113 150H114V149H113ZM118 150L120 151V149H118ZM132 150H133V149H132ZM139 150H140V149H139ZM107 151H108V150H107ZM107 151H105V152H107ZM122 151H123V150H122ZM122 151H120V152L122 153ZM129 151H131V149L128 150V152H129ZM143 151H144V150H143ZM83 152H84V151H83ZM108 152L110 153V151H108ZM115 152L117 153V150H116ZM120 152H118V153L120 154ZM125 152H126V151H125ZM79 153H80V152H79ZM100 153H101V152H100ZM103 153H104V152H103ZM131 153H132V152H131ZM136 153H139V152H136V151H135V154H136ZM143 153H144V152H143ZM147 153H148V152H147ZM154 153H155V152H154ZM154 153L152 154V156L154 155ZM27 154H28V153H27ZM29 154H30V152H29ZM35 154H36V153H35ZM87 154H88V153H87ZM89 154H90V151H89ZM104 154H105V153H104ZM107 154H108V153H107ZM110 154H111V153H110ZM126 154H127V152H126ZM133 154H134V153H133ZM135 154H134V156H136ZM100 155H101V154H100ZM116 155H117V154H116ZM122 155H123V154H122ZM140 155H141V154H140ZM140 155H139V156H140ZM142 155H143V154H142ZM148 155H150V154L148 153ZM88 156H89V155H88ZM94 156H95V154H94ZM98 156H99V155H98ZM98 156H97V157H98ZM137 156H138V155H137ZM146 156H147V155H146ZM30 157H31V156H30ZM30 157H29V158H30ZM99 157H103V156H99ZM106 157H107V156H106ZM110 157H111V156H110ZM112 157H113V156H112ZM140 157H141V156H140ZM140 157H139V158H140ZM143 157H145V156L143 155ZM150 157H151V156H150ZM155 157H156V156H155ZM20 158H21V157H20ZM27 158H28V157H27ZM31 158H32V157H31ZM89 158H90V157H89ZM93 158H94V157H93ZM120 158H121V157H120ZM123 158H124V157H123ZM101 159H102V158H101ZM107 159H110V158L108 157V158H106V160H107ZM112 159L114 160V158H112ZM116 159H118V158H116ZM154 159H155V158H154ZM84 160H85V159H84ZM155 160H156V159H155ZM164 160H165V159H164ZM17 161H18V160H17ZM25 161H26V160H25ZM28 161H29V160H28ZM43 162H44V161H43ZM101 162H102V160H101ZM101 162H100V163H101ZM112 162H113V161H112ZM116 162H117V160H116ZM127 162H129V160H128ZM143 162H146V161H144V159H143L142 164H143ZM150 162H151V161H150ZM80 163H81V162H80ZM84 163H85V162H84ZM84 163H83V164H84ZM91 163H93V162L91 161ZM94 163H95V162H94ZM102 163H104V162H102ZM131 163H132V162H131ZM137 163H138V162H136V164H137ZM146 163H147V162H146ZM152 163H153V162H152ZM156 163H157V162H155V164H156ZM83 164H82V165H83ZM89 164H90V163H89ZM105 164H107V162H106ZM116 164L118 165V163H116ZM124 164H126V163H124ZM127 164H128V163H127ZM144 164H145V163H144ZM144 164H143V165H144ZM79 165H80V164H79ZM101 165H102V164H101ZM103 165H104V164H103ZM120 165H121V164H120ZM132 165H133V163H132ZM132 165H130V166H132ZM134 165H135V163H134ZM147 165H148L149 167L151 166V165H149V164H147ZM147 165H146V166H147ZM90 166H91V165H90ZM122 166H124V165H122ZM125 166H126V165H125ZM136 166H138V165H136ZM154 166H155V165H154ZM53 167H54V166H53ZM56 167H57V166H56ZM78 167H79V166H78ZM80 167H83V166H80ZM91 167H93V165H92ZM91 167H90V169H91ZM112 167H115V164H114V166L112 165ZM120 167H121V166H120ZM140 167H141V166H140ZM149 167H148V169H149ZM33 168H34V167H33ZM96 168H97V166H96ZM96 168H95V169H96ZM99 168H100V167H99ZM104 168H105V166H104ZM109 168H110V167H109ZM127 168H128V166H127ZM133 168H135V166H134ZM150 168H152V166H151ZM36 169H38V167H37ZM44 169H46V168H44ZM52 169H53V168H52ZM56 169H57V168H56ZM82 169H83V168H82ZM95 169H94V170H95ZM100 169L103 170V168H100ZM106 169H107V168H106ZM106 169H104V170H106ZM110 169H111V168H110ZM121 169H122V168H121ZM136 169H137V168H136ZM87 170H88V169H87ZM117 170H118V173H119V167H118V169H116V173H115V174H117ZM139 170H140V169H139ZM139 170H138V171H139ZM153 170H154V169H153ZM153 170H152V171H153ZM37 171H38V170H37ZM91 171H92V169H91ZM95 171H96V170H95ZM107 171H108V170H107ZM125 171H126V170H125ZM131 171H132V170H131ZM133 171H134V170H133ZM144 171L147 173L146 170H144ZM30 172L33 173L34 171H30ZM120 172H121V171H120ZM122 172H123V171H122ZM141 172H142V174H143V171H142V170H141ZM145 172H144V173H145ZM149 172H150V170H149ZM87 173H88V172H86V174H87ZM90 173H91V172H90ZM113 173H114V172H112V174H113ZM130 173H131V172H130ZM137 173H139V172H137ZM150 173L152 174V172H150ZM26 174H27V173H25V175H26ZM35 174H36V173H35ZM58 174H59V173H58ZM94 174H95V173H94ZM101 174H102V173H101ZM101 174H100V176H101ZM104 174H105V173H104ZM121 174H122V173H121ZM132 174H133V173H132ZM27 175H29V174H27ZM39 175H40V174H39ZM39 175H38V176H39ZM41 175H42V174H41ZM41 175H40V176H41ZM48 175H49V174H48ZM110 175H111V174H110ZM118 175H119V174H118ZM134 175L136 176V174H133V176H134ZM79 176H80V175H79ZM81 176H82V175H81ZM86 176H87V175H86ZM95 176H97V174H95ZM105 176H107V175L105 174ZM119 176H120V175H119ZM125 176H126V175H125ZM125 176H124V178H125ZM16 177H17V176H16ZM18 177H19V176H18ZM18 177H17V179H18ZM21 177H22V176H21ZM21 177H20V178H21ZM84 177H85V176H84ZM91 177H92V176H91ZM112 177H113V175H112ZM115 177H116V176H115ZM120 177H121V176H120ZM128 177H129V175H128ZM146 177H149V176H146ZM146 177H144L143 179H145ZM12 178H13V177H12ZM42 178H43V177H42ZM42 178H41V179H42ZM45 178H46V177H45ZM54 178H55V177H54ZM95 178H96V177H95ZM102 178H103V177H102ZM102 178H101V180H102ZM97 179H98V178H97ZM127 179H129V178H127ZM143 179L141 178L140 180H143ZM19 180H20V179H19ZM21 180H22V179H21ZM21 180H20V181H21ZM23 180H24V178H23ZM47 180H48V179H47ZM47 180H46V181H47ZM56 180H57V179H56ZM84 180H86V179H84ZM94 180H96V179H94ZM110 180H111V178H110ZM131 180H132V179H131ZM145 180H146V179H145ZM149 180H150V179H149ZM13 181H14V180H13ZM16 181H17V180H16ZM35 181H36V179H35ZM37 181H38V180H37ZM42 181H43V180H42ZM90 181H91V180H90ZM102 181H103V180H102ZM117 181H118V180H117ZM124 181H125V180H124ZM150 181H151V180H150ZM150 181H149V182H150ZM27 182H28V181H27ZM43 182H44V181H43ZM129 182H130V181H129ZM131 182H132V181H131ZM134 182H135V181H134ZM143 182H144V181H143ZM6 183H7V182H6ZM9 183H10V182H9ZM14 183H15V182H14ZM21 183H22V182H21ZM28 183H30V182H28ZM65 183H66V182H65ZM79 183H80V182H79ZM84 183H85V182H84ZM87 183H88V182H87ZM110 183H111V181H110ZM119 183H120V182H119ZM11 184H12V183H11ZM30 184H31V183H30ZM67 184H68V182H67ZM90 184H91V183H90ZM105 184H106V183H105ZM121 184H123V183H122V180H121ZM127 184H128V183H127ZM155 184H156V183H155ZM8 185H9V184H8ZM14 185L16 186V184H14ZM26 185H27V184H26ZM32 185H33V184H32ZM72 185H73V183H72ZM84 185H86V184H84ZM95 185H96V184H95ZM114 185H115V184H114ZM143 185H144V184H143ZM143 185H142V186H143ZM146 185H148V183H146L144 186H146ZM1 186H2V185H1ZM18 186H19V185H18ZM20 186H23V185H20ZM24 186H25V185H24ZM39 186H40V184H39ZM68 186H69V185H68ZM70 186H71V185H70ZM70 186H69V187H70ZM101 186H102V185H101V183H100V187H101ZM115 186H116V185H115ZM129 186H131V185L129 184ZM46 187H47V186H46ZM46 187H45V188H46ZM66 187H67V186H66ZM83 187H85V186H83ZM89 187H90V186H89ZM92 187H93V186H92ZM102 187H103V186H102ZM102 187H101V188H102ZM106 187H107V185H106ZM117 187H118V186H117ZM120 187H121V186H120ZM124 187H125V186H124ZM124 187H121V188L124 189ZM126 187H127V189H128V185H127ZM138 187H139V184H138ZM146 187H147V186H146ZM148 187H149V186H148ZM156 187H157V186H156ZM16 188H17V187H16ZM22 188H23V187H22ZM30 188H31V187H30ZM93 188H94V187H93ZM95 188H96V187H95ZM130 188H131V187H130ZM0 189H1V188H0ZM2 189H3V187H2ZM7 189H8V188H7ZM37 189H38V184H37ZM115 189H116V188H115ZM123 189H122V190H123ZM125 189H126V188H125ZM4 190H6V189L4 188ZM12 190H13V189H12ZM16 190H17V189H16ZM67 190H68V189H67ZM72 190H73V189H72ZM72 190H70V191L72 192ZM82 190H84V188H83ZM97 190H98V189H97ZM113 190H114V189H113ZM130 190H131V189H130ZM2 191H3V190H2ZM46 191H47V190H46ZM98 191H99V190H98ZM104 191H105V190H104ZM109 191H110V189L108 190V193H109ZM117 191H119V190H117ZM120 191H121V190H120ZM132 191H133V190H132ZM146 191H147V190H146ZM146 191H145V193H146ZM0 192H1V191H0ZM3 192H4V191H3ZM16 192H17V191H16ZM19 192H21V191H18L17 194H18ZM48 192H49V190H48ZM48 192H47V193H48ZM62 192H63V191H62ZM64 192H65V191H64ZM64 192H63V193H64ZM66 192H67V191H66ZM66 192H65V193H66ZM74 192H75V191H74ZM82 192H83V191H82ZM128 192H129V190L127 191V193H128ZM142 192H143V191H142ZM142 192H141V193H142ZM147 192H148V191H147ZM151 192H152V191H151ZM96 193H97V192H96ZM111 193H113V192H111ZM115 193H116V192H115ZM153 193H154V192H153ZM155 193H157V192H155ZM3 194H4V193H3ZM9 194H10V193H9ZM21 194H22V192H21ZM21 194H20V195H21ZM27 194H28V193H27ZM33 194H34V193H33ZM39 194H41V193H39ZM42 194H44V193H42ZM68 194H70V192H68L67 195H68ZM71 194H72V193H71ZM80 194H81V193H80ZM86 194H87V192H86ZM106 194H107V193H106ZM109 194H110V193H109ZM137 194H138V193H137ZM139 194H140V193H139ZM150 194H151V193H150ZM28 195H29V194H28ZM46 195H47V194H46ZM51 195H52V194H51ZM61 195H62V194H61ZM88 195H89V194H88ZM92 195H93V194H92ZM103 195H104V194L102 193V196H103ZM111 195H112V194H111ZM117 195H118V194H117ZM143 195H144V194H143ZM154 195H155V194H154ZM5 196H6V194H5ZM10 196H11V195H10ZM31 196H32V194H31ZM42 196H43V195H42ZM81 196H85V195H81ZM89 196H90V195H89ZM119 196H120V194H119ZM1 197H2V196H1ZM33 197L36 198V196H33ZM53 197H54V195H53ZM104 197H105V196H104ZM106 197H107V199H109L110 196L108 197V195H107ZM121 197H122V196H121ZM152 197H153V196H152ZM11 198H12V197H11ZM85 198H87V197L85 196ZM144 198H145V197H144ZM144 198H143V199H144ZM148 198H149V197H148ZM153 198H154V197H153ZM0 199H1V198H0ZM12 199H13V198H12ZM32 199H33V198H32ZM52 199H54V198H52ZM64 199H65V197H64ZM71 199H72V196H71ZM83 199H84V198H83ZM92 199H94V197H93ZM118 199H119V197H118ZM121 199H122V198H121ZM143 199H142V200H143ZM150 199H151V198H150ZM155 199H156V198H155ZM26 200H27V199H26ZM86 200H88V199H86ZM86 200H85V201H86ZM103 200H104V202H105V198H103V199L101 200V202H102ZM115 200H116V199H115ZM139 200H140V198H139ZM147 200H149V199H147ZM153 200H154V199H153ZM158 200H159V199H158ZM16 201H17V200H16ZM50 201H51V200H50ZM65 201H66V200H65ZM74 201H75V200H74ZM93 201H94V200H93ZM110 201H111V200H110ZM130 201H131V200H130ZM144 201H145V199H144ZM144 201H143V202H144ZM149 201H150V200H149ZM3 202H4V201H3ZM7 202H8V201H7ZM27 202H28V201H27ZM59 202H60V201H59ZM78 202H79V201H78ZM108 202H109V201H108ZM111 202H112V201H111ZM117 202H118V201H117ZM122 202H124V200H123ZM125 202H126V200H125ZM125 202H124V203H125ZM4 203H5V202H4ZM9 203H10V202H9ZM21 203H23L22 205H24V202H21ZM33 203H34V202H33ZM35 203H36V202H35ZM64 203H65V202H64ZM75 203H77V202H75ZM79 203H80V202H79ZM79 203H78V204H79ZM114 203H115V202H114ZM148 203H149V202H148ZM17 204H20V201H19V203H18V201H17ZM17 204H16V205H17ZM27 204H28V203H27ZM39 204H41V203H39ZM56 204H57V203H56ZM59 204H60V203H59ZM78 204H77V205H78ZM89 204H90V203H89ZM91 204H92V203H91ZM100 204H101V203H100ZM121 204H122V203H121ZM128 204H129V202H128ZM2 205H3V204H2ZM2 205H1V206H2ZM5 205H6V204H5ZM13 205H14V204H13ZM82 205H83V204H82ZM117 205H118V204H117ZM122 205H123V204H122ZM14 206H15V205H14ZM65 206H66V205H65ZM72 206H73V205H72ZM79 206H81V205L79 204ZM79 206H78V207H79ZM84 206H85V204H84ZM87 206H88V204H87ZM133 206H135V205H132V207H133ZM150 206H151V204H150ZM22 207H23V206H22ZM22 207H21V208H22ZM27 207H29V206H27ZM44 207H45V206H44ZM56 207H57V206H56ZM78 207H77V208H78ZM81 207H82V206H81ZM89 207H90V205H89ZM97 207H98V206H97ZM132 207H131V208H132ZM147 207H148V206H147ZM1 208H2V207H1ZM17 208H18V207H17ZM23 208H25V207H23ZM23 208H22V209H23ZM38 208H39V206H38ZM45 208H46V207H45ZM54 208H55V207H54ZM58 208H59V207H58ZM66 208H67V207H66ZM85 208H86V207H85ZM85 208H83V209H85ZM91 208H92V207H91ZM98 208H99V207H98ZM129 208H130V206H129ZM138 208H139V207H138ZM144 208H145V207H144ZM8 209H9V208H8ZM12 209H13V208H12ZM22 209H21V210H22ZM35 209H36V208H35ZM73 209H74V208H73ZM83 209H82V210H83ZM118 209H119V208H118ZM3 210H4V209H3ZM3 210H2V211H3ZM44 210H45V209H44ZM47 210H48V208H47ZM50 210H51V209H50ZM65 210H66V209H65ZM78 210H80V208H79ZM86 210H87V208H86ZM92 210H93V209H92ZM100 210H101V209H100ZM103 210H104V208H103ZM103 210H102V212H103ZM129 210H130V209H129ZM145 210H146V209H145ZM17 211H20V210H17ZM22 211H23V210H22ZM25 211H26V210H25ZM27 211H28V209H27ZM75 211H77V210H74V212H75ZM121 211H122V210H121ZM13 212H14V210H13ZM13 212H12V213H13ZM51 212H52V211H51ZM74 212H73V213H74ZM77 212H80V211H77ZM0 213H1V212H0ZM10 213H11V212H10ZM15 213H16V212H15ZM24 213H26V212H24ZM52 213H53V212H52ZM52 213H50V214H52ZM68 213H69V212H68ZM71 213H72V212H71ZM80 213H81V212H80ZM107 213H108V212H107ZM109 213H110V212H109ZM133 213H134V212H133ZM20 214H21V213H20ZM20 214H19V215H20ZM26 214H27V213H26ZM47 214H48V213H47ZM63 214H64V213H63ZM86 214H87V213H86ZM156 214H158V213H156ZM2 215H3V213H2ZM5 215H6V214H5ZM5 215H4V216H5ZM15 215H17V214H15ZM103 215H104V213H103ZM106 215H107V214H106ZM28 216H29V215H28ZM31 216H33V215H31ZM48 216H49V215H48ZM0 217H2V216H0ZM6 217H7V216H6ZM6 217H5V218H6ZM13 217H14V216H13ZM13 217H12V219H13ZM51 217H52V216H51ZM82 217H83V216H82ZM94 217H96V215H95ZM156 217H157V216H156ZM9 218H11V216H10ZM15 218H17V217H15ZM23 218H24V217H23ZM78 218H80V217H78ZM78 218H77V219H78ZM131 218H132V216H131ZM21 219H22V218H21ZM29 219H30V218H29ZM31 219H32V218H31ZM65 219H66V218H65ZM65 219H64V220H65ZM2 220H3V219H2ZM4 220H5V219H4ZM13 220H14V219H13ZM15 220H16V219H15ZM46 220H47V219H46ZM107 220H108V219H107ZM8 221H9V220H8ZM36 221H37V220H36ZM141 221H142V219H141ZM4 222H5V221H4ZM4 222H3V223H4ZM31 222H32V221H31ZM61 222H62V221H61ZM86 222H87V221H86ZM90 222H91V221H90ZM97 222H98V221H97ZM104 222H105V221H104ZM109 222H111V221H109ZM146 222L149 223V221H146ZM153 222H155V221H153ZM32 223H33V222H32ZM32 223H31V224H32ZM46 223H47V222H46ZM64 223H65V222H64ZM69 223H70V222H69ZM106 223H107V222H106ZM119 223H121V222H119ZM138 223H139V216H138ZM144 223H145V222H144ZM155 223H156V222H155ZM5 224H6V223H5ZM10 224H12V223H10ZM15 224H16V223H15ZM80 224H81V223H80ZM142 224H143V223H142ZM150 224L152 225L153 223H150ZM2 225H3V224H2ZM17 225H18V224H17ZM58 225H59V227H60V224H58ZM65 225H66V224H65ZM75 225H76V224H75ZM108 225H112V224H108ZM113 225H114V224H113ZM122 225H123V224H122ZM140 225H141V224H140ZM144 225H145V224H144ZM14 226H15V225H14ZM71 226H72V225H71ZM102 226H103V225H102ZM118 226H120V224H118ZM123 226H124V225H123ZM154 226H155V224H154ZM0 227H1V225H0ZM8 227H9V226H8ZM12 227H13V226H12ZM56 227H57V226H56ZM59 227H58V228H59ZM73 227H74V226H73ZM112 227H113V226H112ZM140 227H141V226H140ZM10 228H11V227H10ZM66 228H67V227H66ZM75 228H76V227H75ZM78 228H79V226H78ZM78 228H77V229H78ZM95 228H97V227H95ZM16 229H17V228H16ZM55 229H56V228H55ZM68 229H69V228H68ZM73 229H74V228H73ZM80 229H81V228H80ZM91 229H92V228H91ZM91 229H90V230H91ZM114 229H115V228H114ZM129 229H131V228H129ZM139 229H140V228H139ZM154 229H155V228H154ZM24 230H25V229H24ZM58 230H59V229H58ZM60 230H61V228H60ZM64 230H65V229H63V231H64ZM70 230H71V229H70ZM74 230H76V229H74ZM112 230H113V229H112ZM123 230H124V229H123ZM137 230H138V229H137ZM10 231H11V230H10ZM14 231H15V230H14ZM14 231H13V232H14ZM18 231H20V230H17V232H18ZM29 231H30V230H29ZM63 231H62V232H63ZM140 231L142 232V230H139V232H140ZM156 231H157V230H156ZM0 232H1V231H0ZM6 232H7V231H6ZM27 232H28V231H27ZM38 232H39V231H38ZM139 232H138V233H137V232L135 233V234H136V235H135L136 237L138 236L137 234H139ZM141 232H140V233H141ZM73 233H74V232H73ZM144 233H145V232H144ZM154 233H155V232H154ZM154 233H153V235H154ZM5 234H6V233H5ZM15 234H16V233H15ZM39 234H40V233H39ZM105 234H106V233H105ZM130 234H131V233H130ZM133 234H134V233H133ZM0 235H1V234H0ZM3 235H4V234H3ZM12 235H13V234H12ZM33 235L35 236V234H33ZM36 236H37V235H36ZM39 236H40L41 238L44 237V236L42 237L41 234H40ZM101 236H104V235H101ZM139 236H140V234H139ZM1 237H2V236H1ZM3 237H5V235H4ZM6 237H7V235H6ZM6 237H5V238H6ZM53 237H54V235H53ZM70 237H72V235H71ZM98 237H99V236H98ZM141 237H142V234H141ZM146 237H147V235H146ZM38 238H39V237H38ZM38 238H37V240H38ZM41 238H39V240H40ZM90 238H91V237H90ZM107 238H108V237H107ZM2 239H3V238H2ZM6 239H8V238H6ZM52 239H53V238H52ZM56 239H57V238H56ZM87 239H88V238H87ZM109 239H110V238H109ZM109 239H108V240H109ZM33 240H34V239H33ZM33 240H32V242H33ZM35 240H36V239H35ZM37 240H36V241H37ZM39 240H38V241H39ZM112 240H113V239H112ZM14 241H16V240H14ZM14 241H13V242H14ZM54 241H55V238H54ZM81 241H82V239H81ZM113 241H114V240H113ZM148 241H149V240H148ZM5 242H6V241H5ZM64 242H65V241H63V243H64ZM78 242H79V241H78ZM14 243H15V242H14ZM17 243H18V242H17ZM35 243H36V242H35ZM56 243H58V242L56 241ZM115 243H116V242H115ZM118 243H119V242H118ZM120 243H121V242H120ZM147 243H148V242H147ZM0 244H1V243H0ZM3 244H4V243H3ZM31 244H32V243H31ZM61 244H62V243H61ZM126 244H127V243H126ZM131 244H132V243H131ZM152 244H153V241H152ZM7 245H9V244H7ZM43 245H44V244H43ZM45 245H46V244H45ZM52 245H53V244H52ZM54 245H55V244H54ZM132 245H134V244H132ZM2 246H3V245H1L0 248H2ZM14 246H15V245H14ZM16 246H17V245H16ZM16 246H15V247H16ZM20 246H21V245H20ZM31 246H32V245H31ZM56 246H57V245H55V248H56ZM105 246H106V245H105ZM151 246H152V245H151ZM22 247H23V246H22ZM124 247H125V246H124ZM153 247H156V246H153ZM19 248H20V247H19ZM19 248H18V249H19ZM43 248H44V247H43ZM47 248H48V247H47ZM134 248H135V247H134ZM37 249H38V248H37ZM39 249H40V248H39ZM53 249H54V248H53ZM58 249H59V247H58ZM60 249H61V248H60ZM106 249H107V248H105V250H106ZM129 249H130V248H129ZM7 250H8V249H7ZM7 250H6V252H7ZM9 250H10V248H9ZM16 250H17V249H16ZM31 250H32V249H31ZM47 250H48V249H47ZM82 250H83V248H82ZM111 250H112V249H111ZM112 251H113V250H112ZM117 251H118V249H117ZM123 251H125V250H122V252H123ZM153 251H154V250H153ZM153 251H150V252H153ZM155 251H157V250H155ZM155 251H154V252H155ZM158 251H159V250H158ZM1 252H3V248H2V251H1ZM52 252H53V251H52ZM52 252H50V253H52ZM82 252H83V251H82ZM86 252H87V251H86ZM97 252H100V251L97 250V251H96V254H97ZM114 252H115V251H114ZM120 252H121V251H120ZM14 253H15V252H14ZM37 253H38V252H37ZM48 253H49V252H48ZM59 253H60V252H59ZM59 253H58V254H59ZM90 253H91V252H90ZM107 253H108V252H107ZM140 253H141V252H140ZM157 253H158V252H157ZM41 254H42V253H41ZM56 254H57V253H56ZM100 254H101V253H100ZM116 254H117V252H116ZM150 254H151V253H150ZM160 254H161V253H160ZM3 255H4V254H3ZM38 255H39V254H38ZM69 255H70V254H69ZM73 255H75V254H73ZM89 255H90V254H89ZM94 255H95V254H94ZM94 255H93V257H94ZM117 255H119V254H117ZM135 255H136V254H135ZM43 256H44V255H43ZM47 256H48V254H47ZM51 256H52V255H51ZM59 256H61V255H60V254L58 255V259H59ZM62 256H64V255H62ZM78 256H79V255H78ZM105 256H107V255H105ZM113 256H115V255L113 254ZM151 256H152V255H151ZM153 256H154V255H153ZM158 256H159V255H158ZM160 256H161V255H160ZM49 257H50V255H49ZM138 257H139V256H138ZM173 257H174V256H173ZM16 258H17V256H16ZM42 258H44V257H42ZM42 258H41V259H42ZM51 258H52V257H51ZM53 258H54V257H53ZM78 258H79V257H78ZM18 259H19V258H18ZM30 259H31V258H30ZM58 259H57V260H58ZM60 259H61V258H60ZM64 259H65V258H64ZM64 259H63V260H64ZM81 259H83V258H81ZM24 260H26V257H25ZM46 260H47V259H46ZM52 260H53V259H51V262H52ZM55 260H56V259H55ZM77 260H78V259H77ZM95 260H97V259L95 258ZM99 260H100V259H99ZM103 260H104V262H105V259H103ZM15 261L17 262L18 260H15ZM44 261H45V260H44ZM85 261H86V260H85ZM42 262H43V260H42ZM46 262H47V261H46ZM46 262H43V263H46ZM48 262H49V261H48ZM53 262H54V260H53ZM58 262H59V260H58ZM64 262H68V261H64ZM64 262H63V263H64ZM91 262H92V261H91ZM158 262H159V261H158ZM23 263H24V262H23ZM23 263H22V264H23ZM29 263H30V262H29ZM68 263H69V262H68ZM68 263H67V264H68ZM70 263H71V262H70ZM72 263H73V262H72ZM94 263H95V262H94ZM101 263H102V262H101ZM105 263H106V262H105ZM105 263H104V264H105ZM176 263H177V262H176ZM18 264H19V263H18ZM50 264H53V263H50ZM61 264H62V262H61ZM106 264H107V263H106ZM179 264H180V263H179Z\"/></svg>","mask_w":264,"mask_h":264}]
</instances>
